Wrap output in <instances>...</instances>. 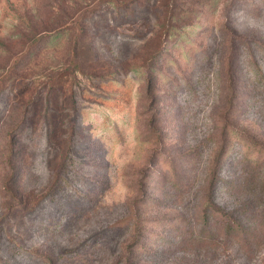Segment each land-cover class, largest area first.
I'll return each mask as SVG.
<instances>
[{"label":"rangeland","instance_id":"1","mask_svg":"<svg viewBox=\"0 0 264 264\" xmlns=\"http://www.w3.org/2000/svg\"><path fill=\"white\" fill-rule=\"evenodd\" d=\"M0 264H264V0H0Z\"/></svg>","mask_w":264,"mask_h":264},{"label":"trees","instance_id":"2","mask_svg":"<svg viewBox=\"0 0 264 264\" xmlns=\"http://www.w3.org/2000/svg\"><path fill=\"white\" fill-rule=\"evenodd\" d=\"M113 2V1H112ZM130 2H136V3H139L140 4V2H141V0H130ZM115 4H117V2H114ZM118 3H120V2H118ZM118 5V4H117Z\"/></svg>","mask_w":264,"mask_h":264}]
</instances>
